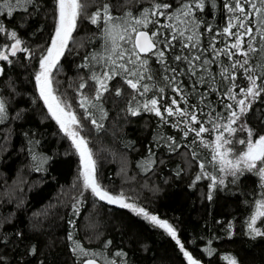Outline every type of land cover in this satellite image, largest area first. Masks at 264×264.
Instances as JSON below:
<instances>
[{"label":"trees","instance_id":"16d2710c","mask_svg":"<svg viewBox=\"0 0 264 264\" xmlns=\"http://www.w3.org/2000/svg\"><path fill=\"white\" fill-rule=\"evenodd\" d=\"M103 2L108 0L89 2L87 12H94ZM151 2L111 0L117 14L128 10L136 12ZM172 2L175 6L179 0ZM226 2L216 0L213 8L211 0H206V8L200 15L213 26V33L201 26L202 48L207 47L214 33L222 32L226 26L230 15L223 7ZM12 3L14 7L9 15L4 0H0V24L9 33L17 31L30 53H18L11 65L0 61L5 67V74L0 76V98L8 102V117L0 123V237L6 240V244L0 245V256L5 257L4 264H81L82 258L71 251L69 234L89 251H103L117 264H188L175 240L164 229L130 209L105 204L83 188L80 156L39 98L34 78L39 71V59L46 54L54 35L55 0H34L33 4L24 6H21L23 0L20 4H16V0ZM246 8L251 11L248 6ZM160 23L168 21L161 17ZM253 27L255 30V20ZM233 31L242 32L243 29L234 28ZM72 35L69 50L61 57L57 70H53V87L57 95L72 103V110L82 119L81 135L89 141L102 187L113 195L123 193L127 202H134L150 214L167 220L177 230L185 249L202 264H229L225 257L236 258L238 264H264V237L253 238L248 229V222L263 194L261 178L246 170L237 172L236 177L219 171V161L212 160L218 134L215 131L202 134L193 144V133L185 138L180 129L171 126L179 117H169V123L164 124L151 112L141 110L140 115L133 116L127 111L124 96L105 93L107 118L102 129H95L82 116L76 87L80 83L79 76H87L88 72L78 65L83 63L86 54L100 50L101 32L88 19L82 18ZM234 40L235 37L226 34L215 35L218 49ZM12 42L8 35L0 33V48ZM203 55L213 59L210 68L216 77L214 86L221 91L208 92L205 102L200 103L199 93L208 91L209 85H199L198 94L186 98L189 105H197L198 119L211 129V124L207 123L208 112L213 113L216 123L225 124L229 115L225 105L231 103L235 107V101L223 94L229 82L219 73L242 57L237 55L232 60L223 55L216 57L210 48ZM149 64L153 70L160 68L154 57ZM179 79L188 84L186 77ZM236 83L240 87L248 86L242 70H237ZM111 84L131 91L119 78ZM240 87L234 89L238 99L243 98ZM186 91L191 92L190 87ZM175 95L170 86L162 103L170 104V98ZM150 97L151 92L146 97L138 96L137 100L142 105ZM176 98L179 100L178 96ZM180 106L188 107L183 101ZM200 109L203 114H199ZM17 113H20L19 118ZM242 120L257 135L264 134V95L252 103V109ZM168 136L174 137L181 147L170 150L161 139ZM246 136V132H238L232 138L233 153L246 147L236 142ZM205 143L209 146L205 147ZM33 152L51 157L42 170L36 169ZM200 163L206 165V170L215 175L217 181L223 178L224 184L217 183L212 188L207 177L196 181L195 177L201 174ZM122 167L126 178L120 176ZM74 205L78 211L74 210ZM255 226L264 230V217H260ZM109 240L112 243L105 248ZM33 247L34 254L30 252ZM117 250L127 255L115 257Z\"/></svg>","mask_w":264,"mask_h":264},{"label":"snow or ice","instance_id":"6c2138e0","mask_svg":"<svg viewBox=\"0 0 264 264\" xmlns=\"http://www.w3.org/2000/svg\"><path fill=\"white\" fill-rule=\"evenodd\" d=\"M33 2L34 0H23L21 6L31 5ZM89 2L96 3L97 0H55L57 17L54 35L46 54L39 59V71L34 77L39 98L43 100L51 118L70 139L80 156L83 188L90 190L91 194L100 201L130 209L137 216H142L153 225L164 229L175 240L187 258L188 264H199V261L185 250L184 244L177 237L176 229L167 220L150 214L144 207L134 202H127L123 193L113 195L102 187L97 178V161L93 159L92 149L88 146L89 141L81 135L82 119L78 117L76 111L72 110L70 101L57 95V90L53 87V70H57L61 57L69 50V41L73 39L72 34L78 27V21L82 18L88 19L100 30L102 45L100 50L86 54L83 57V63L78 65V68L86 69L88 72L87 76H79L80 83L76 87V92L78 107L83 109V118L89 120L95 129H102L103 121L107 118V111L104 108L105 93L118 97L124 96L128 105L127 111L133 116L140 115L141 110L151 112L164 124L169 123V117H179L180 119L172 121L171 126L180 129L185 138L193 133L194 137L191 141L193 144L196 143V138L202 137L204 133L210 131L218 133L214 140L212 160L219 161L220 172L236 177L237 172L244 169L256 170L261 177H264V134L257 135L255 130L248 127L242 120L252 109V103L264 95V0H258V2L257 0H227L223 5L230 14L227 17V24L222 32L214 33L207 47L203 48L200 46L201 37L204 35L200 31L201 26H205L206 32L213 33V26L207 24L200 15L206 8V0H179L175 6L172 0H152L148 7L142 6L136 12L128 10L123 14L116 13L111 0L98 4L96 10L89 14L87 12ZM137 2L139 3V0ZM20 3L21 0H16V4ZM211 3L215 8L216 0H211ZM4 6L9 9L8 14L11 15L14 7L12 0H4ZM246 6L251 11L247 10ZM161 17H164L168 23L161 24ZM253 20H255V30ZM234 28L243 29V31H233ZM0 33H5L14 41L0 48V61H6L11 65L14 62L12 58L17 57L18 53H30L17 31L13 30L9 33L7 28L0 24ZM225 34L228 37H235V40L225 48L218 49L215 35ZM209 48L216 57L223 55L229 60L237 55L242 57L223 67L219 73L224 81L229 82L223 94L229 100L235 101V107L231 103L225 105L229 111L225 124L216 123L213 113L208 112L207 123L211 124V129L205 127L204 122L198 119L197 105H189L186 98L188 95L198 94L199 85H209L208 91L199 93L200 103L205 102L208 92L221 91L214 86L216 77L210 68L214 61L203 55ZM152 57L160 65L158 70L150 67L149 61ZM237 70L243 71L248 86L240 87L236 83ZM4 74L5 67L0 66V76ZM179 77H186L188 84L186 85ZM117 78L131 91L126 92L124 87L112 85L111 82ZM158 85L162 86L158 87ZM170 86L171 91L176 95L170 98V104L162 103L165 100L166 89ZM189 87L191 92L186 91ZM238 87L243 98H237L234 89ZM150 92L152 97L145 99L141 105L137 97H146ZM181 101L188 107L181 108ZM199 114H203V109L199 110ZM7 117L8 102L0 98V123H3ZM19 117L20 113H17V118ZM238 132L247 133L246 138L236 141L240 145H245L246 150L236 154L234 159H228L233 152L230 147L233 143L232 138ZM225 133L228 135L225 136ZM161 139L165 140L167 147L172 151L181 147L172 136L161 137ZM226 145L229 147H225ZM208 146L205 143V147ZM192 155L195 157L196 153L193 152ZM32 159L36 162L35 166L39 171L51 157L33 152ZM199 167L201 174L195 177L196 181L207 177L212 182V188H215L217 183L224 184V179L217 181V177L206 170L204 163H200ZM211 198L209 195L208 199L211 200ZM73 208L78 211L75 205ZM257 217H264V201L259 202L255 216L248 222L249 235L253 238L264 237V230L255 226ZM17 235L21 234L17 233ZM68 239L72 241L73 255L82 258L81 264H117L115 259L106 257L103 251H89L71 234ZM111 243L110 240L106 241L104 247L108 248ZM4 244H6L5 238L0 237V245ZM30 252L34 254L35 247L30 249ZM126 255L127 253L123 250H117L114 253L115 257L120 258ZM225 259L229 264H238V260L234 257H225ZM4 262L5 257L0 256V264Z\"/></svg>","mask_w":264,"mask_h":264},{"label":"rangeland","instance_id":"374dc122","mask_svg":"<svg viewBox=\"0 0 264 264\" xmlns=\"http://www.w3.org/2000/svg\"><path fill=\"white\" fill-rule=\"evenodd\" d=\"M12 43H14V41L12 42ZM46 106V105H45ZM46 108H47V106H46ZM240 145V144H239ZM242 150H246V147L244 148V149H242ZM241 148L238 150V152H232V154H230L229 156H228V159H234V157H235V155L236 154H239L241 151ZM123 167H125V164H123ZM123 167L120 169V176L121 177H125L126 178V176H127V174H124V170L125 169H123ZM244 170H246V169H244ZM246 171H248V170H246ZM250 172H253V173H255V174H257L260 178H261V182H262V187H263V194H262V197L259 199V201H258V205H257V208H256V211H255V213H254V215L253 216H255V214H256V212H257V210H258V208H259V202H261V201H264V177H261L257 172H256V170H252V171H250ZM252 216V217H253ZM260 217H257V219H256V222H257V220L259 219ZM176 232H177V230H176ZM177 237H178V232H177ZM179 239V238H178ZM180 240V239H179ZM186 250V249H185ZM187 251V250H186ZM187 259V258H186ZM188 261V260H187ZM199 264H202L201 262H199Z\"/></svg>","mask_w":264,"mask_h":264},{"label":"water","instance_id":"95a60500","mask_svg":"<svg viewBox=\"0 0 264 264\" xmlns=\"http://www.w3.org/2000/svg\"><path fill=\"white\" fill-rule=\"evenodd\" d=\"M3 62V61H2ZM1 66V65H0ZM105 204L109 205V206H112V207H116V208H119V209H122L121 207H119L118 205H114V204H108L106 201H103Z\"/></svg>","mask_w":264,"mask_h":264}]
</instances>
